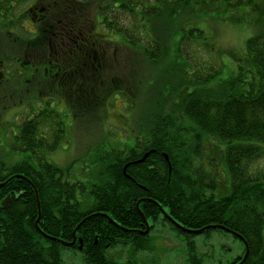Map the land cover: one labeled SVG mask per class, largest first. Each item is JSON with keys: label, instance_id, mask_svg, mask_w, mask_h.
Masks as SVG:
<instances>
[{"label": "trees", "instance_id": "trees-1", "mask_svg": "<svg viewBox=\"0 0 264 264\" xmlns=\"http://www.w3.org/2000/svg\"><path fill=\"white\" fill-rule=\"evenodd\" d=\"M13 2L7 0L9 12ZM41 9L47 17L43 6L35 11L45 22ZM70 9L62 11L70 16ZM212 12L257 28L237 72L215 87L206 84L224 63L199 65L188 53L193 44L210 47L212 36L194 20ZM97 15L151 68L164 65L152 79H177L182 89L172 94V81L165 83L168 94L136 124L134 142L102 150L82 166L88 179L47 158L66 136L61 111L46 101L25 119L13 150L0 151V264H161L150 236L164 222L186 241L183 264H204L207 252L198 251L195 238L216 230L244 244L228 264H239L247 250L242 264H264V170L255 166L264 158V0H103ZM67 19L51 27L69 38L75 25ZM85 43L81 37L74 44L84 57L71 69L87 79L94 65ZM136 101L129 98L128 108ZM217 140L227 143L224 163L213 153L229 184L216 183L220 176L204 153ZM217 185L227 194L216 195Z\"/></svg>", "mask_w": 264, "mask_h": 264}, {"label": "rangeland", "instance_id": "rangeland-1", "mask_svg": "<svg viewBox=\"0 0 264 264\" xmlns=\"http://www.w3.org/2000/svg\"><path fill=\"white\" fill-rule=\"evenodd\" d=\"M101 1L103 0H14L12 3L10 14H23L25 19L9 27L12 33H6V30L1 32L0 28V52L7 49L9 55L21 57L24 50L38 49L40 60L53 59L57 66L63 67H54V73H59L54 81H0L2 153L13 150L12 145L16 143L14 137L19 133L20 123L33 117L36 110L43 108L47 101L50 102L49 106L62 112L66 126L65 138L59 148L47 158L61 167L71 166V176L82 178L85 176L82 166L90 163L102 150L111 146L120 148L134 142L138 133L136 124L143 120L147 111L155 109L154 101L162 100L168 94V89L164 88L165 83L172 81L167 85L172 94L182 89L180 84L174 82L177 79H152V71H162L164 65L151 68L136 47L126 45L118 34L107 32L99 24L97 7ZM66 5L72 7L70 16L67 15V10L62 11L64 7L66 9ZM40 6L47 11V17L44 10L40 11L46 18L45 22L35 11ZM64 16L68 18L67 25H75V31L71 32L69 38L60 33L56 34L57 30L55 32L51 27ZM224 19L220 12H212L211 15L201 13L194 20L197 27L212 36L211 45L201 48L193 44L188 53L195 57L199 65L205 66L209 62L218 65L224 63L220 75L208 82L207 86L215 87L237 72L238 58L246 52V41L256 33L257 28L247 22L235 23ZM38 28L41 29L40 35L35 37L34 32ZM81 37L89 42L84 47L92 44L88 48L93 51L92 55L89 54V60L93 63H89L94 65L91 69V74L94 75L84 79L79 77L80 73L77 71L78 73L63 76L61 70L69 67L67 64L75 67L81 62L80 58L84 57L74 45ZM49 53H53L54 58H49ZM192 88L193 86H189V89ZM122 91L126 94H121ZM129 98L135 101L137 99L135 108H128ZM80 103L84 105L81 106ZM160 104L161 102H157L158 106ZM208 144L210 146H207L204 153L207 154V160L214 162L212 167L220 176L214 175L216 183L226 180L229 184V173L224 167L225 164L222 168L215 164L217 154L213 153V149H216L219 161L224 163L227 143L217 140ZM255 166L264 170V158L258 160ZM214 193L218 196L227 194L222 193L218 185ZM177 235V230L172 229L169 222L160 223L152 232L151 243L155 246L156 256L161 264H183L186 241ZM181 236L184 237L183 234ZM195 239L198 251L207 252L204 264H228L244 252V244L240 238L226 230H216L208 236L199 234Z\"/></svg>", "mask_w": 264, "mask_h": 264}, {"label": "flooded vegetation", "instance_id": "flooded-vegetation-1", "mask_svg": "<svg viewBox=\"0 0 264 264\" xmlns=\"http://www.w3.org/2000/svg\"><path fill=\"white\" fill-rule=\"evenodd\" d=\"M6 3L7 0H0V7L2 8L0 11V24L3 23V26L1 24L0 28L2 29L1 32L6 30V33H12L13 31H10L9 27L11 25L14 26L18 21L20 22L21 20H24L25 16H23V14L18 15V13L15 15L10 14L7 10L8 6ZM39 30L41 31V29L38 28V30L34 32L35 37L40 35ZM7 51V49H4V51L1 50L0 52V81H3V79H27L28 81L36 79H50L54 81L57 75H59L57 71L54 73V67L57 66V63H55L56 61L53 59L40 60V51L38 49L24 50L25 53L21 57L9 55V51ZM48 56L49 58H52L53 53H49ZM57 67L60 69L63 66L58 65ZM61 71L63 76H69L72 74L71 66L65 67ZM5 127L7 128V125Z\"/></svg>", "mask_w": 264, "mask_h": 264}, {"label": "water", "instance_id": "water-1", "mask_svg": "<svg viewBox=\"0 0 264 264\" xmlns=\"http://www.w3.org/2000/svg\"><path fill=\"white\" fill-rule=\"evenodd\" d=\"M148 154L149 153H146L145 154V156L142 158V159H140V160H138V161H136L135 163H137V162H140V161H142V160H144L145 159V157H147L148 156ZM9 202V198H7L6 200H4L3 201V205H7V203ZM199 232V231H198ZM81 243H82V241H81ZM81 246V245H80ZM247 254H248V250H247V252H246V254H245V256H244V259L243 260H245L246 259V257H247ZM243 260L239 263V264H242V262H243Z\"/></svg>", "mask_w": 264, "mask_h": 264}]
</instances>
